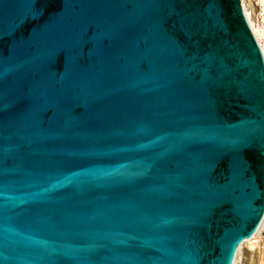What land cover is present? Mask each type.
<instances>
[{
  "label": "water",
  "instance_id": "95a60500",
  "mask_svg": "<svg viewBox=\"0 0 264 264\" xmlns=\"http://www.w3.org/2000/svg\"><path fill=\"white\" fill-rule=\"evenodd\" d=\"M263 219L241 0H0V264H233Z\"/></svg>",
  "mask_w": 264,
  "mask_h": 264
},
{
  "label": "rangeland",
  "instance_id": "374dc122",
  "mask_svg": "<svg viewBox=\"0 0 264 264\" xmlns=\"http://www.w3.org/2000/svg\"><path fill=\"white\" fill-rule=\"evenodd\" d=\"M244 3L252 21L257 26H263L264 13L259 1L245 0ZM242 245L237 264H264V223L257 239L252 244L244 242Z\"/></svg>",
  "mask_w": 264,
  "mask_h": 264
},
{
  "label": "bare ground",
  "instance_id": "6f19581e",
  "mask_svg": "<svg viewBox=\"0 0 264 264\" xmlns=\"http://www.w3.org/2000/svg\"><path fill=\"white\" fill-rule=\"evenodd\" d=\"M245 0H241V5H242V8H243V11H244V14H245V17L249 23V26L253 32V35L263 53V56H264V25L263 26H257L251 19L249 13L247 12V9H246V6H245V3H244ZM261 7H262V11L264 13V0H258ZM263 223H264V219L261 223V225L259 226L256 234L251 238V239H248L245 241V243H250L252 244L253 241H255L261 231V228L263 227ZM243 246V245H242ZM242 246L239 247L238 251H237V255H236V258L234 260V263L233 264H237V260H238V256H239V251L241 250Z\"/></svg>",
  "mask_w": 264,
  "mask_h": 264
},
{
  "label": "snow or ice",
  "instance_id": "6c2138e0",
  "mask_svg": "<svg viewBox=\"0 0 264 264\" xmlns=\"http://www.w3.org/2000/svg\"><path fill=\"white\" fill-rule=\"evenodd\" d=\"M242 239L241 238H238L237 241L234 243L233 247H232V254L234 255L235 254V251H236V246L239 244L240 240Z\"/></svg>",
  "mask_w": 264,
  "mask_h": 264
}]
</instances>
